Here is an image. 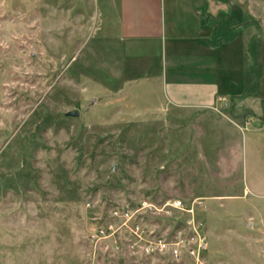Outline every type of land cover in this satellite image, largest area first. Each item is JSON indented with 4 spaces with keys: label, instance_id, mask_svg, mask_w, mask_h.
Segmentation results:
<instances>
[{
    "label": "rangeland",
    "instance_id": "1",
    "mask_svg": "<svg viewBox=\"0 0 264 264\" xmlns=\"http://www.w3.org/2000/svg\"><path fill=\"white\" fill-rule=\"evenodd\" d=\"M217 1L239 7L234 15L250 19L247 31L255 40L247 80L252 93H260L244 103L260 113L264 0ZM109 3L0 0V264H195L186 251L176 259L131 248L123 230L96 247L90 241V232L106 221L116 227L125 222L112 218L114 211L134 213L144 202L159 209L170 200L195 204L199 237L186 223L189 216L175 210L140 211L128 224L153 237L202 241V264H264V190L261 197L253 188L246 192L254 179L246 168L257 164L256 176L264 178V136L258 161L239 154L236 169L229 141L218 137L210 141L209 156L194 154L188 165L179 152L166 159L170 140L164 132L154 134L163 126L148 123L147 98L130 90L146 60H122V46L100 27ZM90 17V23L78 21ZM242 89L240 82L230 87L234 95ZM171 142L175 147L181 140ZM171 169L178 185L195 193L243 196L233 203L250 202L261 219L180 199L170 184Z\"/></svg>",
    "mask_w": 264,
    "mask_h": 264
},
{
    "label": "crops",
    "instance_id": "2",
    "mask_svg": "<svg viewBox=\"0 0 264 264\" xmlns=\"http://www.w3.org/2000/svg\"><path fill=\"white\" fill-rule=\"evenodd\" d=\"M178 1L111 0L102 14L100 27L106 29L105 34L111 40L122 46L118 53L120 58L146 60L141 68H137L141 71L139 76L143 74L141 79L135 81L130 90L141 92L139 99L142 101L147 98L148 123L163 126L161 133L154 134L164 132L166 142L170 140L164 148L166 159L179 152L186 154L188 165L194 154L198 158H203L204 154L209 156L212 151L210 141L218 137L229 141L226 150L234 163L233 168L238 167L239 154L243 157L254 155L258 161L264 136V98L260 97V113L244 103L260 93H252L247 80L252 67L249 47L255 40L247 31L252 27L250 19L246 21V16L234 15L241 12L239 7L217 0L176 3ZM230 17L235 20L223 29L222 24ZM91 20L92 17L89 21L78 19L86 24ZM259 33L258 43L264 45L263 24ZM134 66L133 63L130 68ZM239 82L243 89L234 95L230 87ZM247 111L251 114L245 115ZM179 139L181 143L174 147L171 140ZM218 153L221 154V150L218 149ZM256 168L257 164L252 170L246 168L247 178L252 179L254 175L246 192L253 188L261 197L264 178H257ZM170 173V184L177 189L175 192L180 199L201 201L205 207L221 206L224 214L231 216L261 219L262 214L250 202L240 203L243 196H203L191 191L188 185L179 186L172 169ZM232 183L235 185L236 182ZM236 199L239 204L233 203Z\"/></svg>",
    "mask_w": 264,
    "mask_h": 264
},
{
    "label": "built area",
    "instance_id": "3",
    "mask_svg": "<svg viewBox=\"0 0 264 264\" xmlns=\"http://www.w3.org/2000/svg\"><path fill=\"white\" fill-rule=\"evenodd\" d=\"M194 205V203L187 205L180 200H170L162 204L159 209L154 207L152 204L144 202L140 205V208L137 209V212L134 213L125 212L124 214L118 215V212L114 211L112 214V218H118L123 216L124 219H126L125 222L116 227L115 225L109 223V221H106L105 224L93 229L90 232V241L93 244V247H96L98 244L112 237L118 231L123 230L124 232H126L125 237L130 238L132 242H134L131 248L136 249L137 247H140V249L147 253H156L160 255L167 254L176 259H179L181 257L183 251H186V253L194 259L195 264H202L200 260L201 253L205 250V246L203 245L202 241H194L192 245H189L187 241L184 240L182 237H175L173 241H171V239L162 238L158 236L153 237L151 235H148V232L139 224H128L131 219L137 217L135 215L136 213H140V211L149 210L156 211L157 213H162L167 212L168 210H175L180 211L189 216L190 219L186 223L192 226L193 234L199 237V235L197 234L196 227L194 225ZM133 216L135 217L133 218ZM176 234V236H181L179 232Z\"/></svg>",
    "mask_w": 264,
    "mask_h": 264
}]
</instances>
